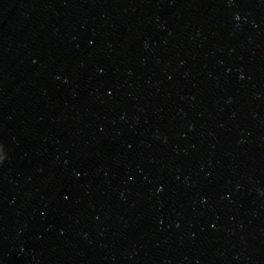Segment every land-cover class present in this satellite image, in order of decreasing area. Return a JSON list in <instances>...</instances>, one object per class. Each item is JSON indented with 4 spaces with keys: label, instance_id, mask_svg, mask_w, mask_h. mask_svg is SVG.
I'll use <instances>...</instances> for the list:
<instances>
[{
    "label": "water",
    "instance_id": "obj_1",
    "mask_svg": "<svg viewBox=\"0 0 264 264\" xmlns=\"http://www.w3.org/2000/svg\"><path fill=\"white\" fill-rule=\"evenodd\" d=\"M0 264H264V0H0Z\"/></svg>",
    "mask_w": 264,
    "mask_h": 264
},
{
    "label": "clouds",
    "instance_id": "obj_2",
    "mask_svg": "<svg viewBox=\"0 0 264 264\" xmlns=\"http://www.w3.org/2000/svg\"><path fill=\"white\" fill-rule=\"evenodd\" d=\"M5 156H6V153H5L4 149H3V146L0 145V160H4Z\"/></svg>",
    "mask_w": 264,
    "mask_h": 264
},
{
    "label": "snow or ice",
    "instance_id": "obj_3",
    "mask_svg": "<svg viewBox=\"0 0 264 264\" xmlns=\"http://www.w3.org/2000/svg\"><path fill=\"white\" fill-rule=\"evenodd\" d=\"M3 160H0V162H2Z\"/></svg>",
    "mask_w": 264,
    "mask_h": 264
}]
</instances>
